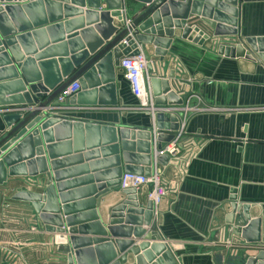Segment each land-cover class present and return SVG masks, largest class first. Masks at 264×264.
Returning <instances> with one entry per match:
<instances>
[{
  "label": "water",
  "instance_id": "95a60500",
  "mask_svg": "<svg viewBox=\"0 0 264 264\" xmlns=\"http://www.w3.org/2000/svg\"><path fill=\"white\" fill-rule=\"evenodd\" d=\"M135 1L144 7L127 21L124 0H106V10L100 9L101 0H0V106L20 107L5 118L9 129L0 140V186L7 178L43 177L36 182L40 194L23 191L14 199L31 205L65 264H126L129 254L133 264L179 263L169 248L156 243L164 241L161 237L142 229L152 225V203L143 209L137 190H120L123 175L148 177L152 164H169L168 156L154 161L151 155L153 131L62 119L49 112L57 96L77 81L80 92L67 100L70 104L117 106L116 69L124 57L141 51L152 75L154 104L183 105L168 80L156 77L146 51L153 46L160 65L174 30L197 46L210 37H236L264 64V38L240 36L237 0ZM241 50L221 45L217 51L236 58ZM156 128L154 148L161 151L175 139L179 125L174 115L156 114ZM113 192L124 199L102 223L97 209ZM235 193L230 191L231 212L224 223L241 227L234 235L258 242L248 237L259 221L250 220V205H239ZM244 264H264V251Z\"/></svg>",
  "mask_w": 264,
  "mask_h": 264
},
{
  "label": "crops",
  "instance_id": "0c3cea01",
  "mask_svg": "<svg viewBox=\"0 0 264 264\" xmlns=\"http://www.w3.org/2000/svg\"><path fill=\"white\" fill-rule=\"evenodd\" d=\"M105 1L101 0V10H106ZM123 3L127 21L144 7L135 0ZM237 11L241 38H264V0H237ZM221 45L241 46L243 50L236 58H226L218 55ZM154 50L146 46L156 77L168 80L183 105L156 106L151 74L148 103L143 105L131 94L117 68V106L80 107L66 101L63 107L49 112L62 119L155 132L156 113L174 115L181 133L177 138L181 152L177 161L165 167L152 164L151 172L157 167L161 173L166 194L155 214L153 211L152 225L142 229L161 237L164 241L156 243L169 248L179 264H244L264 251V64L236 37H210L197 46L181 40L180 30H174L168 54L160 65ZM171 73L174 75L169 78ZM19 108L0 106V140L9 129L5 118L17 114ZM152 109L156 110L154 114ZM38 179L43 177L7 178L0 186V264H65V256L58 253L52 236L44 233L31 205L14 199L23 191L40 194ZM231 190H235L239 205H250V220L259 221L257 230L248 237H258V242L234 235V230L240 233L241 227L224 223L225 215L231 212ZM148 191L149 187L142 188L137 195L143 209ZM123 199L121 192H113L101 200L97 211L102 223L108 220V210ZM239 221L242 223L241 217ZM4 252L15 254L19 261L7 262ZM133 262L134 256L129 254L126 264Z\"/></svg>",
  "mask_w": 264,
  "mask_h": 264
},
{
  "label": "built area",
  "instance_id": "2783aa9c",
  "mask_svg": "<svg viewBox=\"0 0 264 264\" xmlns=\"http://www.w3.org/2000/svg\"><path fill=\"white\" fill-rule=\"evenodd\" d=\"M148 62L146 61L143 53H140L137 56H126L124 57L118 69L121 71L123 78L127 81L131 94L139 101L142 102L143 105L148 103L149 98V88L148 82L150 73L147 69ZM80 92V85L77 81H74L69 86H67L56 98V106L51 109H59L65 105V102L74 97ZM156 110L152 109V113L154 114ZM158 112V111H157ZM157 114V113H156ZM154 133V138L151 143L153 145V149L151 151V155L154 158V161L158 157L168 156L170 161H177L181 152L179 147V141L177 138L180 137L181 133L176 134L175 139L168 145H166L161 151H157L155 146V137L157 136V131L155 129L152 130ZM154 166H157L155 163ZM149 187V191L147 193V201H150L153 206L154 214L156 213L157 207L161 203L162 199L165 197V189L161 184V173L154 167V170L150 173V176H136L125 174L122 176L120 181V190L126 189H135L139 192L142 188ZM230 244V240L226 242V245Z\"/></svg>",
  "mask_w": 264,
  "mask_h": 264
},
{
  "label": "rangeland",
  "instance_id": "374dc122",
  "mask_svg": "<svg viewBox=\"0 0 264 264\" xmlns=\"http://www.w3.org/2000/svg\"><path fill=\"white\" fill-rule=\"evenodd\" d=\"M26 216V215H25ZM26 218H29V217H26ZM9 248V247H8ZM7 256H6V259H7V262H9V263H11L12 262V259H20L18 256L16 257V255L15 254H13V253H8V252H4ZM19 261V260H18ZM13 263H14V261H13ZM19 264H21V262L19 261L18 262Z\"/></svg>",
  "mask_w": 264,
  "mask_h": 264
}]
</instances>
